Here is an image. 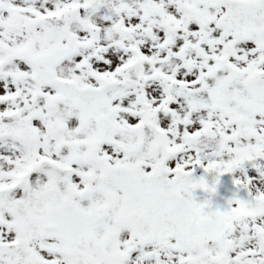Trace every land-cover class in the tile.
<instances>
[{"label":"snow or ice","instance_id":"obj_1","mask_svg":"<svg viewBox=\"0 0 264 264\" xmlns=\"http://www.w3.org/2000/svg\"><path fill=\"white\" fill-rule=\"evenodd\" d=\"M0 264H264V0H0Z\"/></svg>","mask_w":264,"mask_h":264}]
</instances>
